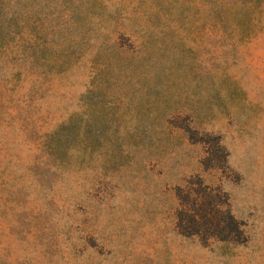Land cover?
<instances>
[{"label": "rangeland", "instance_id": "374dc122", "mask_svg": "<svg viewBox=\"0 0 264 264\" xmlns=\"http://www.w3.org/2000/svg\"><path fill=\"white\" fill-rule=\"evenodd\" d=\"M0 264H264V0H0Z\"/></svg>", "mask_w": 264, "mask_h": 264}, {"label": "trees", "instance_id": "16d2710c", "mask_svg": "<svg viewBox=\"0 0 264 264\" xmlns=\"http://www.w3.org/2000/svg\"><path fill=\"white\" fill-rule=\"evenodd\" d=\"M208 189L205 186L200 192L184 195L182 205L177 212L180 230L190 235L223 236L227 234L229 228H232V230L240 233L241 229L236 220L228 211L225 210L224 212L213 203V193Z\"/></svg>", "mask_w": 264, "mask_h": 264}]
</instances>
